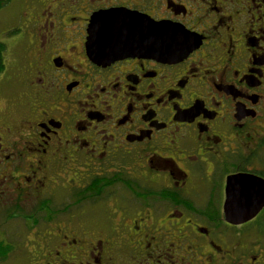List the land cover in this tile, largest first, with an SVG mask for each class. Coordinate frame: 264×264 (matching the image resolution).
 I'll return each instance as SVG.
<instances>
[{"label":"flooded vegetation","instance_id":"1","mask_svg":"<svg viewBox=\"0 0 264 264\" xmlns=\"http://www.w3.org/2000/svg\"><path fill=\"white\" fill-rule=\"evenodd\" d=\"M1 2L0 199L34 264H264V0ZM114 10L192 51L94 59Z\"/></svg>","mask_w":264,"mask_h":264},{"label":"water","instance_id":"2","mask_svg":"<svg viewBox=\"0 0 264 264\" xmlns=\"http://www.w3.org/2000/svg\"><path fill=\"white\" fill-rule=\"evenodd\" d=\"M143 20L137 15H129L125 10L96 14L93 19L96 28L92 31V40H95L92 57L98 61L113 62L140 53L136 47L140 41L150 44L149 50L144 53L159 59L186 56L192 51L185 45L184 31L170 33L169 30H175L174 27L167 22L152 20L147 21L146 27ZM127 22L130 24L127 25ZM175 36L180 41H173Z\"/></svg>","mask_w":264,"mask_h":264},{"label":"rangeland","instance_id":"3","mask_svg":"<svg viewBox=\"0 0 264 264\" xmlns=\"http://www.w3.org/2000/svg\"><path fill=\"white\" fill-rule=\"evenodd\" d=\"M13 20L14 17L12 16L9 20H4V22L7 21L8 25H15L17 22L14 23ZM11 50L13 55L20 57L19 47H15L14 49L13 46ZM13 73H8L6 80L0 82L1 91L8 93L9 86L6 85L5 81ZM6 95L3 93L2 96ZM3 101L1 100L0 104ZM18 204L23 205L21 202L11 200V198L5 197L0 199V243L13 246L12 252L0 264H34L36 260L35 252L40 248H44V245L32 243L33 240H36L32 234L27 235V230L29 231L30 227H34L32 219L28 218L32 213L28 212L27 208L25 210L20 209Z\"/></svg>","mask_w":264,"mask_h":264},{"label":"trees","instance_id":"4","mask_svg":"<svg viewBox=\"0 0 264 264\" xmlns=\"http://www.w3.org/2000/svg\"><path fill=\"white\" fill-rule=\"evenodd\" d=\"M1 3L2 2L0 0V9L2 7V4ZM1 69H2V59L0 57V70ZM12 250H13V246H11V245H5L4 243H0V262L6 260V258L9 255V253L12 252Z\"/></svg>","mask_w":264,"mask_h":264}]
</instances>
